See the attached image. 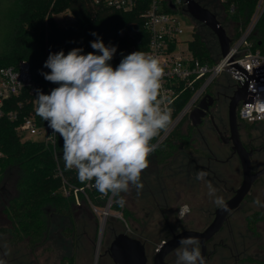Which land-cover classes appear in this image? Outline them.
Listing matches in <instances>:
<instances>
[{"label":"trees","instance_id":"1","mask_svg":"<svg viewBox=\"0 0 264 264\" xmlns=\"http://www.w3.org/2000/svg\"><path fill=\"white\" fill-rule=\"evenodd\" d=\"M195 1L207 8L199 0ZM259 1L225 0L220 3L216 0L221 12L213 13L225 30L228 25L233 26V41H237L241 32L248 27ZM56 5L65 6L74 20L65 25H57L50 18L47 19V13L53 15ZM232 5L235 10L230 13ZM141 12L115 11L97 6L93 0H17L16 21L10 34V44L0 55V68L15 66L21 60L28 61L35 85L42 90L48 81L41 72H50V69L44 67L50 53L63 50L67 54L74 48L82 49V54L93 52L95 50L91 48V42L97 37L106 46L130 47L137 45L141 37L147 41L148 34L143 26ZM201 26H194L193 39L188 42L189 49L201 63L215 65L221 60L218 40L205 25ZM93 32L97 36H93ZM249 42L253 52L259 50L264 54V12ZM219 78L211 89L216 88L221 93L223 90L231 92V79L226 76L228 85L222 87ZM192 94L187 92L183 95L181 108L187 104ZM261 124L264 122L249 124L240 121V126L247 133ZM196 135L197 130L192 127L188 117H185L149 157L150 166L143 171L141 182L142 179L149 180V192H159L157 200H160V204L140 205L138 210L143 214L142 219H138L127 207H120L116 203L118 197H113L110 211H120L129 223L136 224L135 234L142 235L145 222L156 217L164 222L168 231L178 233L188 229L185 224L188 223V218L180 221L177 216L180 202L195 187L193 176L189 179L188 159L208 156L206 147ZM158 138L152 143H156ZM62 149V138L55 150L40 142L22 141L15 131V124L6 118H0V185L10 168L16 167L19 172L18 195L4 208L10 220L9 226L0 228V236L6 238L9 246L24 244L26 250L34 253L45 244L50 219L54 215L66 217L72 229H75L72 205L77 198L90 203L95 209L105 207L111 194L101 196L92 184L91 188H87L88 183H80L74 170H65ZM145 188L148 187H143L142 191L146 194ZM121 195L124 197L122 193ZM164 197L166 203L162 200ZM113 223L114 220L110 219L107 226L110 227ZM140 229L143 231H139ZM237 229L238 235H235L234 227L229 221L224 230L209 243L210 256L207 264H264V210L248 215L237 225ZM225 232L227 235L223 236ZM136 238L139 239L138 236ZM168 260L176 264V251L169 255ZM61 264L74 263L72 259L64 258Z\"/></svg>","mask_w":264,"mask_h":264},{"label":"clouds","instance_id":"2","mask_svg":"<svg viewBox=\"0 0 264 264\" xmlns=\"http://www.w3.org/2000/svg\"><path fill=\"white\" fill-rule=\"evenodd\" d=\"M91 48L95 51L87 54L80 48L49 54L44 67L50 72L41 75L58 87L50 94L37 89L35 111L62 138L65 170H74L80 183L92 184L101 196L118 197L116 203L123 207L121 193L131 187L137 194L142 191V173L159 146L152 141L173 123L162 94L165 72L158 59L144 51L124 55L113 67L109 62L115 46L97 37ZM207 175L197 171L196 179ZM208 189L215 196L210 182ZM214 203L228 210L223 197L217 196ZM254 203L264 207L259 198ZM188 210L185 206L180 215ZM179 245L176 264H206L197 237L181 238ZM0 264L6 261L0 259Z\"/></svg>","mask_w":264,"mask_h":264},{"label":"rangeland","instance_id":"3","mask_svg":"<svg viewBox=\"0 0 264 264\" xmlns=\"http://www.w3.org/2000/svg\"><path fill=\"white\" fill-rule=\"evenodd\" d=\"M201 4L205 5L212 13H220V9L217 7L216 0H199ZM264 5V3H263ZM53 15L47 13V19H51L57 25H65L69 22L68 12L63 5H56ZM17 14V0H0V55H2L10 44V34L14 27ZM178 18L181 21L183 28V35L180 37L182 41V47L185 48L188 42L193 39L194 26L201 28V23L195 22L185 12H179ZM46 19V21H47ZM232 25L226 27L227 34L231 37L233 35ZM226 76L221 75L219 78V84L222 87H227ZM214 90L216 88H213ZM223 93L229 95L230 92L223 90ZM225 99H223L224 101ZM220 118L224 119L227 124V107L222 110ZM200 139L202 145L203 142H207L210 148L216 153L219 158L225 161L232 153L230 145H224L219 142L218 137L210 129H202ZM203 134V135H202ZM241 139L247 150L254 149L257 153L252 160L253 171H258L264 167V124L258 125L251 133H247L242 127H240ZM202 137V138H201ZM217 169L222 171L223 178L228 184V187L234 186L235 190L242 183V169L237 157L229 165L217 166ZM19 181V172L16 167L10 168L4 177L2 184L0 185V228L9 226L10 220L5 206L2 203V197L5 198V204L17 197L18 190L17 185ZM211 181L206 178L200 181V185H196L197 195L195 204L189 205L187 201L180 202L181 209L185 206L189 209L192 206V212L190 218H188V229H205L213 219V214L217 205L214 200L217 196L223 197L224 201L228 199L230 193L218 194L216 191L215 196L209 195L208 183ZM212 184V183H211ZM215 189L217 186L213 185ZM221 188L218 186V189ZM125 195V193H122ZM111 197V196H110ZM108 198L105 207L101 209H95L90 203L83 202L81 199L76 200L72 205L75 215V229H72L70 221L66 217L54 215L50 219V227L45 244L39 247L34 253H30L26 250L24 244L16 247H11L7 244L6 238L0 236V259H4L6 264H61L64 258H70L74 264H95L96 250L98 244V238L100 233V226L103 221V214L110 202ZM259 198L262 204H264V176L260 178L253 188L251 189L248 197L240 207V209L234 213L230 221L234 227V234L238 235L237 225H240L245 218L255 211L264 210V207L258 206L254 201ZM193 201V198L191 199ZM113 203V199L111 201ZM195 205V206H193ZM112 206V204H111ZM127 207L133 215L142 219L143 214L138 211L140 205L137 206L135 201L129 200L126 202ZM123 206V207H124ZM111 208V207H110ZM109 208V214L106 217L104 226V232L102 237V243L99 251V259L97 264H112L108 255H105L107 248L110 246L114 237L121 233H126L131 237L143 240L146 243V252L149 259V263L152 264L155 252L161 242L169 240L172 237V233L167 230V226L161 220L152 218L145 222V231L142 235L135 234L134 229L137 228L136 224L129 223L125 219L122 212H111ZM133 216V217H135ZM112 217H115L114 223L110 227L107 226V221H110ZM181 217V216H180ZM182 221L184 218H180ZM133 225V226H132ZM175 228V226H174ZM139 231H143L140 229ZM174 232V231H173ZM176 233V231H175ZM244 233V231H242ZM227 233H223V236Z\"/></svg>","mask_w":264,"mask_h":264},{"label":"built area","instance_id":"4","mask_svg":"<svg viewBox=\"0 0 264 264\" xmlns=\"http://www.w3.org/2000/svg\"><path fill=\"white\" fill-rule=\"evenodd\" d=\"M97 6H102L115 11L131 12L142 11L144 29L148 40L139 38L137 45L124 47L110 45L117 48L113 59L110 61L115 67L124 55L134 51H144L156 57L164 68L165 75L162 80V94L167 97L166 106L171 108L173 123L166 133H161L156 142H163L179 123L188 117L199 106L206 96H212L211 89L214 82L221 75L228 76L234 86V91L241 89L245 79L221 56L215 64H203L195 59L189 46L182 47L181 36L184 31L178 18L179 12H185L184 0H93ZM223 3L225 0H219ZM183 3V4H182ZM264 0H260L248 27L241 32L237 41L231 45V58L244 69L250 76L256 75V69L264 68V54L259 50H251L250 36L264 12ZM184 7V8H183ZM235 6L232 5L230 13ZM68 20L74 18L68 14ZM232 39V38H231ZM58 87L57 84L48 82L44 89L35 85L31 73L30 63L21 60L15 66L0 68V118H6L15 124V131L22 141L40 142L55 150L61 138L53 134L47 122L42 120L35 111L37 89L44 94ZM250 92L255 97L252 106L240 102L237 108V119L245 123L264 122V83L251 82ZM192 92L190 100L184 107H180L183 95ZM91 188V184H87ZM68 195V192H65Z\"/></svg>","mask_w":264,"mask_h":264},{"label":"water","instance_id":"5","mask_svg":"<svg viewBox=\"0 0 264 264\" xmlns=\"http://www.w3.org/2000/svg\"><path fill=\"white\" fill-rule=\"evenodd\" d=\"M184 2L186 4L185 13L189 14L193 21L205 25L215 35L219 43L222 58H224L235 69V71L238 70L240 75L245 79L244 85L239 81L241 89L238 88V91H235L234 95L230 98L228 106V125L231 136L227 141L232 143V150L239 157L243 178L241 186L235 191L234 196L225 202L228 209L227 211L218 208L215 211L214 220L203 231H182L174 234L171 239L162 242L155 252L152 264H171L167 261V257L177 250L180 246V239L185 237H197L199 239L201 254L206 261L208 242L223 229L229 215L240 209L254 184L264 176V167L258 171H253L251 158L254 155V151H248L243 145L237 120V107L240 102L252 106L256 93L249 91L251 82L264 83V68L256 69V75L250 76L233 61L236 57L231 58V45L233 41L227 34L225 28L218 21L215 14L209 9L201 6L195 0H184ZM213 103L214 99L210 95H206L201 100L199 106L189 115L193 126L201 124L202 119L205 117L206 112ZM113 197L114 196L111 195L108 207L103 214V221L106 220V217L109 214V208L111 207ZM111 219L114 220L115 217H112ZM103 221L100 226L95 264L98 262L100 246L102 243ZM107 252L115 264H150L145 245L140 240L130 237L126 233H121L115 236Z\"/></svg>","mask_w":264,"mask_h":264},{"label":"flooded vegetation","instance_id":"6","mask_svg":"<svg viewBox=\"0 0 264 264\" xmlns=\"http://www.w3.org/2000/svg\"><path fill=\"white\" fill-rule=\"evenodd\" d=\"M230 88H231V92H230V96L228 95V97H227V95L225 94V93H221V92H217L216 90L213 92V94H212V97H213V99H214V103H213V105L209 108V110L206 112V115H205V117L202 119V122H201V124H199V125H197V126H193L192 125V122H191V120H190V118H188V120H189V122H190V124L192 125V127L193 128H195L196 130H197V137H199V136H201V130L204 128V129H210L214 134H216V136L218 137V140H219V142H221L222 144H224V145H230L231 146V151H232V153H231V155L225 160V161H223V160H221L220 158H219V156L216 154V153H214V151L210 148V146L208 145V143L207 142H203V144L205 145V147H206V151H207V153H208V156H206L205 158H201V157H199V156H195V157H190L189 159H188V164H187V171H189V179L191 180V175L193 176V178L192 179H194L195 180V184L196 185H200V181L201 180H197L196 179V172L197 171H205V172H207L208 173V175H207V177H206V179L209 181H211V183H212V185H215V186H217V189H216V191H219V195L220 194H223V193H227V190H228V193H230V196L228 197V199H226L225 200V202L227 201V200H229L230 198H232L233 196H234V194H235V191L237 190H235V188H234V186H232L231 188L230 187H228L227 185V183H226V181L224 180V178H223V173H222V171H220L219 169H217V166H223V165H229L230 163H232L233 162V160H234V157H237L238 159H239V157H238V155L237 154H235L234 152H233V150H232V143L231 142H227L228 141V139L230 138V136H231V134H230V128H229V125H228V106H229V102H230V98L234 95V93H235V91H234V86H231L230 85ZM223 99H225L224 101H223ZM225 106L227 107V124H226V122H224V119H222V118H220V114H221V112H222V110L223 109H225ZM238 108V107H237ZM238 120V119H237ZM238 124H239V131H240V121L238 120ZM203 135V134H202ZM241 135V134H240ZM202 138V137H201ZM244 145V144H243ZM246 148V147H245ZM253 151H254V155L252 156V158H251V162H252V160H253V158H254V156H255V153H257L254 149H252ZM248 151H250V150H248ZM239 162H240V160H239ZM252 167H253V165H252ZM255 172V171H254ZM192 173V174H191ZM262 178V177H261ZM142 182H144L145 183V186L146 187H148V188H145L146 189V194L144 193V190L143 191H141L139 194H137V191H136V189L134 188V187H131L130 188V191L128 192V193H125V195H124V199H125V201L128 203V201L129 200H133V201H135V204L137 205V206H139V205H148V204H153V203H156L157 205H159L160 204V200L158 201L157 200V198L158 197H160V194H159V192L157 193L155 190H154V192L151 194L150 192H149V190L151 191V189L149 188V186L147 185L148 184V182H149V180H146V179H142ZM196 185H195V187H196ZM255 185V184H254ZM144 186V187H145ZM218 186H220L221 188H219L218 189ZM241 186V185H240ZM239 186V187H240ZM238 187V188H239ZM253 188V187H252ZM194 190L192 191V192H189V193H187V195L185 196V198H184V200L185 201H187V203H189V205H191V204H195V199H196V195H197V190H196V188H193ZM144 194H143V193ZM148 193H150L151 195H150V197L148 196ZM248 197V196H247ZM246 197V198H247ZM193 198V201L191 200ZM2 203L4 204V205H7L8 203H6L5 204V198L4 197H2ZM162 200H164L163 202H165L166 203V199H165V197H164V199H162ZM246 200V199H245ZM244 200V201H245ZM244 203V202H243ZM193 206H195V205H193ZM219 207H217L216 209H215V211L218 209ZM192 206L189 208V210L187 211V212H185L184 213V215L183 216H181L180 215V210H182L181 208H179L178 210H177V216H178V219H179V217L180 218H184V219H187V218H190V214H191V212H192ZM139 211V210H138ZM215 211H214V214H213V219H212V221L214 220V218H215ZM238 211V210H237ZM237 211H235V212H233V213H231L230 215H229V217H228V220H227V222H226V224L224 225V227H223V229L219 232V233H221L223 230H224V228H225V226L227 225V223L230 221V218H231V216L234 214V213H236ZM180 220V219H179ZM212 223V222H211ZM210 223V224H211ZM209 224V225H210ZM208 225V226H209ZM207 226V227H208ZM206 227V228H207ZM205 228V229H206ZM205 229H203V230H205ZM187 230H193V229H187ZM194 230H196V231H203V230H198V229H194ZM184 231H186V230H184ZM182 232V231H181ZM170 233H172V236L174 235V234H177V233H175V232H173L172 230H170ZM178 233H180V232H178ZM219 233L217 234V235H219ZM217 235L215 236V237H217ZM117 236V235H116ZM131 237V236H130ZM214 237V238H215ZM115 238V237H114ZM134 238V237H133ZM172 238V237H171ZM170 238V239H171ZM213 238V239H214ZM137 239V238H136ZM212 239V240H213ZM139 240V239H138ZM211 240V241H212ZM165 241H167V240H165ZM211 241H209L208 242V244H207V247H208V251H207V260H206V264H207V262H208V260H209V256H210V253H209V243L211 242ZM142 242V241H141ZM164 242V241H163ZM143 243V242H142ZM162 243V242H161ZM144 245H145V248H146V243H143ZM160 246V245H159ZM108 249H109V247L107 248V250H106V252H105V255H108L109 256V254H108ZM158 249V248H157ZM30 252V251H29ZM175 252V251H174ZM31 253V252H30ZM147 253V252H146ZM172 254V253H171ZM169 257V256H168ZM168 257H167V261L169 262V263H171V264H173L172 262H170L169 260H168ZM109 258H110V256H109ZM111 259V258H110ZM111 261H112V259H111ZM153 263V262H152ZM112 264H115L113 261H112Z\"/></svg>","mask_w":264,"mask_h":264},{"label":"bare ground","instance_id":"7","mask_svg":"<svg viewBox=\"0 0 264 264\" xmlns=\"http://www.w3.org/2000/svg\"><path fill=\"white\" fill-rule=\"evenodd\" d=\"M105 221H106V220H105ZM105 221H103V224H102V225H103V230H104V226H105ZM103 232H104V231H103ZM102 237H103V236H102Z\"/></svg>","mask_w":264,"mask_h":264}]
</instances>
